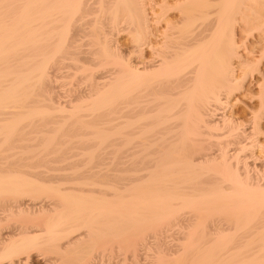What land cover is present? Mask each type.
<instances>
[{"label":"bare ground","instance_id":"1","mask_svg":"<svg viewBox=\"0 0 264 264\" xmlns=\"http://www.w3.org/2000/svg\"><path fill=\"white\" fill-rule=\"evenodd\" d=\"M246 1L264 10L186 0L179 31L163 21L153 45L130 0H0V264H139L138 251L145 264H264V183L243 156L262 145L264 99L244 119L250 142L219 113L240 59L225 34ZM257 14L246 23L264 31ZM119 25L151 60L119 53ZM171 226L174 247L158 234Z\"/></svg>","mask_w":264,"mask_h":264},{"label":"rangeland","instance_id":"2","mask_svg":"<svg viewBox=\"0 0 264 264\" xmlns=\"http://www.w3.org/2000/svg\"><path fill=\"white\" fill-rule=\"evenodd\" d=\"M131 2H135V4L137 5V6H139V7H136L135 5H134V3L132 4L133 5V7L135 6V8H137V11H139V12H136L138 15H140V16H138V17H140L141 18V13H142V15L145 17V19H146V23H147V21H149L148 23H147V26H148V28L151 30V31H153L152 33H154V34H157L158 32L159 33H162L163 31L162 30H164V27L166 28V23H164V22H167V23H171L172 24V27L174 28V27H176V29H172V30H174V31H172V32H175V33H177L178 31H179V29L178 28H180L179 27V23L181 22V9L180 8H177L178 6H180V5H182L181 3L182 2H184V1H186V0H164L165 2H166V4H164L165 2H163V4H162V1L163 0H130ZM139 1H142V2H139ZM161 1V2H160ZM167 1L169 2L168 4H167ZM211 5L213 4L214 5V3L212 2L211 3V0H207ZM218 3H220L219 1H218ZM246 4H244L245 6H243V4H242V6L243 7H245V9L243 8V7H240V13L241 14H236L235 13V16L236 17H234V18H237L236 20H235V22H232V26L230 25L229 26V28H228V30L229 31H226V34H225V40L227 41V42H225V43H229V40H230V42H234L233 44H234V46H235V52L237 53V56H239V60L237 59V58H235L234 60H233V68H234V74H235V77H234V79L235 78H237L235 81H234V85H235V87L236 88H234L232 91H230L231 93H230V95L228 96V98L229 99H227L226 101L228 102H226L225 101V103H226V105L224 106L223 105V103H224V100H223V103H222V107H221V111H219V113H221L222 112V114L223 115H228V116H230L231 118L234 116L235 118H234V120H235V122L238 120V123H237V125H239V126H237V127H240L236 132L238 133V134H241V132H242V130H245V131H243V132H245V133H242V134H245L246 135V133H247V131L249 130V128H248V126L250 125H248V124H246V120H244V119H246L247 118V123H249V118L247 117V116H249L250 115V110H251V112H253V111H259L258 110V104H259V100L261 101V99L263 100L264 99V95H262V93L264 92V89L262 90V88H264V84H262V87L260 86V88H259V86L257 85V84H259V83H257V81L258 80H256L255 81V78L256 79H259V75H260V72H261V74H264V33H261V34H259V32H262L263 30L262 29H257V25L256 26H252V25H249V24H247L246 23V21H248L249 22V18H250V20L251 19H253L254 18V16H255V14L256 13H258L257 15H259V14H262L263 12H264V10L262 9V7L259 5V4H257L256 3V1L255 2H253L252 4L251 3H249V1L247 2H245ZM257 5H256V4ZM184 4V3H183ZM251 4V5H250ZM162 5V6H161ZM167 5H169V6H167ZM211 5L209 6L210 8H212L213 7V5H212V7H211ZM249 5H250V7H249ZM255 5L256 6H260L261 7V9L263 10V12L262 13H260V7L258 6V7H255ZM157 8H156V7ZM163 6H166V8L164 7V9L165 10H167L168 11V9H169V12H167V11H165L164 9H163ZM217 6H218V4H217ZM216 5L212 8V9H210L209 8V11L211 10L213 13H215L216 11L218 12L219 11V8L217 7ZM152 7V8H151ZM159 7V8H158ZM215 7H216V9H215ZM134 8V9H135ZM140 8H141V10H140ZM243 8V9H242ZM257 8V9H256ZM258 8H259V10H258ZM160 9H163V10H160ZM171 9H172V11H171ZM214 9H215V12H214ZM241 9H242V11H241ZM248 9H249V11H248ZM252 9V10H251ZM254 9V10H253ZM261 10V11H262ZM135 11H136V9H135ZM141 11V12H140ZM158 11V12H157ZM179 11V12H178ZM210 11V12H211ZM246 11V12H245ZM254 11V12H253ZM257 11V12H256ZM161 12V14L159 15V13ZM166 12V13H165ZM238 12V13H239ZM244 12V13H243ZM251 12H253V14H250ZM256 12V13H255ZM152 13V14H151ZM163 13L166 15H164L165 17H164V19L161 17V16H163ZM173 13V14H172ZM255 13V14H254ZM125 14V13H124ZM243 14V15H242ZM248 14H250V17H249V15ZM264 14V13H263ZM262 14V15H263ZM159 15V16H158ZM248 15V17L249 18H247V20H246V16ZM241 16H244V17H241ZM158 17H159V20H158ZM264 17V16H263ZM139 18V19H140ZM157 18V19H156ZM160 18H161V20H160ZM239 18H240V20H239ZM123 19H121V21H122ZM169 20V21H168ZM174 20V21H173ZM180 20V21H179ZM239 21V23H238V21ZM159 21V22H158ZM163 23H162V22ZM255 21V20H254ZM253 21V22H254ZM174 24H173V23ZM178 22V23H177ZM243 22V23H242ZM153 23V25H151ZM240 23H242V24H240ZM244 23L246 24V25H244ZM170 24V25H171ZM121 25V24H120ZM119 25V28H118V30L120 31H116V35L114 34V36H113V42H115V45H116V47H117V49L119 50V53H121L122 52V56L124 55L125 56V54H128L127 56H129L130 57V54L133 52V51H136V53H134V55L132 56V54H131V58H128L129 60H131L132 59V61L133 62H137L136 61V59L138 60V62L141 60V62H143L144 60H145V56H146V60L149 58V56L151 57V55H149L150 54V51L148 52V49H146L145 47H144V51L143 50H141L140 48H139V46H137V45H135L136 47H137V49H136V47H135V49H134V46H133V48L131 49V47H132V44L134 45V43H132V42H134V40H133V35L130 33L131 31H127V30H125V32H124V29H125V27H124V25H122V27H124V29L123 28H121V26ZM151 25V26H150ZM155 25V26H154ZM161 25V26H160ZM166 25V26H165ZM169 25V24H168ZM169 25V26H170ZM240 25V26H239ZM158 26V27H157ZM250 26H251V28H250ZM231 27H234V28H232L231 30H230V28ZM247 27V28H246ZM256 28V29H253V28ZM160 28H161V30H160ZM243 28V29H242ZM244 29H246V30H244ZM250 30L249 32L247 31V30ZM121 30H123V32L121 31ZM158 30V31H157ZM183 30V29H182ZM254 30V31H253ZM246 31V32H245ZM256 31V32H255ZM118 32V33H117ZM121 32H122V34H121ZM157 32V33H156ZM245 32V33H244ZM264 32V31H263ZM159 33L157 34V36L159 35ZM130 34L132 35V36H130ZM152 35L153 37H151V43L154 45V44H159L160 42H161V37L160 36H156V35ZM263 34V35H262ZM161 35V34H160ZM258 35V36H257ZM231 36V37H230ZM261 36V37H260ZM154 37H157V39H155ZM257 37V38H256ZM259 37V38H258ZM154 38V39H153ZM158 38H159V40H158ZM157 42H156V41ZM260 40V41H259ZM262 40V41H261ZM156 42V43H155ZM159 42V43H158ZM261 42V43H260ZM257 43V44H256ZM261 44H262V46H261ZM118 45V46H117ZM251 45V46H250ZM253 45V46H252ZM131 46V47H130ZM238 47V48H237ZM249 47H251V48H249ZM260 50H259V49ZM262 48H263V50H262ZM84 49H85V47H84ZM121 49V50H120ZM253 49V50H252ZM258 49V50H257ZM132 50V51H131ZM137 50H139V51H137ZM146 50V51H145ZM246 50V51H245ZM131 53H130V52ZM245 51V52H244ZM254 51H256V52H254ZM259 51H260V53H259ZM261 51H262V53H261ZM125 52V54H123ZM145 54H144V53ZM244 52V53H243ZM246 53V54H245ZM248 53V54H247ZM136 54V55H135ZM143 54H144V56H143ZM240 54V55H239ZM245 54V55H244ZM139 55V56H138ZM248 55H249V57H248ZM261 55V56H260ZM263 55V56H262ZM127 56H125V58L127 57ZM136 56H137V58H136ZM260 56V57H259ZM251 57V58H250ZM139 58H141V59H139ZM144 58V59H143ZM135 59V60H134ZM261 59V60H260ZM145 60V61H146ZM149 60H151L150 58H149ZM258 60H259V62H258ZM148 61V60H147ZM239 61V62H238ZM240 63V64H243V65H245L244 66V68H247V70L246 71H242V70H240V67L238 66V67H236L237 66V64L236 63ZM244 62V63H243ZM258 62V63H257ZM246 63V64H245ZM260 63V64H259ZM234 64H235V67H234ZM250 65H252V67L250 66ZM257 65H259V67L256 66ZM255 66V67H254ZM249 67H250V70H249ZM254 68L255 69H257V70H254ZM258 68H260L259 70H258ZM236 69V70H235ZM239 70H240V72H239ZM64 71L65 72H67V70L65 69V70H63V72L61 71V73H64ZM103 72L104 71H106V70H102ZM102 71H96L95 72V74L98 76V74L99 75H101L100 73L102 72ZM242 71V72H241ZM250 71V72H249ZM256 72V74H257V72H258V76H256V74H255V72ZM99 72V73H98ZM102 72V75H101V77L105 74V72L103 73ZM237 72V73H236ZM239 72V73H238ZM241 74V75H240ZM248 76V77H247ZM96 77V76H95ZM98 77H100V76H98ZM258 77V78H257ZM97 78V77H96ZM97 79H99V78H97ZM239 80V81H238ZM60 81V80H59ZM56 82V83H62V81H60V82ZM68 82V81H67ZM55 83V84H56ZM74 83H78V82H76V80L74 81ZM238 85V87H237V85ZM241 86V87H240ZM84 87V86H83ZM239 88V90H237ZM261 89L262 90V92H261V90H259V89ZM235 89H236V91H235ZM241 89V90H240ZM260 92H259V91ZM235 93H234V92ZM261 93V95H259ZM264 94V93H263ZM260 97H259V96ZM257 96H258V99H257ZM263 97V98H262ZM243 98V99H242ZM261 98V99H260ZM239 103V104H237V103ZM224 103V104H225ZM233 103H235V104H233ZM229 104V105H228ZM232 104V105H231ZM228 105V106H227ZM227 106V107H226ZM232 106V107H231ZM226 108V109H225ZM256 108H257V110H256ZM226 111V112H225ZM226 114H225V113ZM233 113V114H231V113ZM237 112V113H236ZM254 112V113H255ZM231 114V115H230ZM249 114V115H248ZM233 119V118H232ZM241 120V122L243 123V121H244V123L243 124H245V125H243L242 123V125H243V127H241L240 126V120ZM264 118H262L260 121L261 122H259L260 123V125H261V131L263 132L264 131ZM263 125V126H262ZM244 126H245V129H241V128H244ZM250 127V126H249ZM263 128V129H262ZM261 131L259 132V133H261ZM249 132V131H248ZM264 133V132H263ZM263 133H261L260 134V136H258L257 137V139L259 140H257V142H258V144H262V145H257V146H254L253 148H251V150H249V149H247V150H245L246 152H244L245 154H243V156H245V158H247L248 160H250L251 162H253L252 164H256L255 166H256V168H254V165H252L247 159H246V161H247V163H249V170L251 169V168H253L255 171H256V169H258V171H259V174L262 176V182L264 183V152H262L263 150H264V135H263ZM249 134V135H248ZM247 137L246 138H248L249 139V142H250V140H251V138H249L250 136H251V132H249V133H247V135H246ZM249 136V137H248ZM115 138V137H114ZM117 138H115V140H116ZM248 139H246L245 140V143H248ZM247 141V142H246ZM248 144H250V143H248ZM204 146L205 145H201V146H198L197 148H199V147H202V149H204ZM258 146H263V148L261 147H258ZM109 148V150H113V148L114 147H108ZM230 148H231V146H230ZM234 148V147H233ZM249 148V147H248ZM105 149V148H104ZM106 150V149H105ZM115 150V149H114ZM254 150V151H253ZM253 152V153H252ZM260 152V153H259ZM243 153V152H242ZM248 153H251V154H248ZM263 153V154H262ZM249 155V157L250 156H252L251 158H249L248 157V155ZM255 154V155H254ZM247 155V156H246ZM254 155V156H253ZM257 156H259L258 157V159H257ZM260 158V159H259ZM257 159V160H256ZM255 160V161H254ZM261 161H262V163H261ZM255 162V163H254ZM257 162V163H256ZM262 164H263V166H262ZM252 167H251V166ZM259 165V166H258ZM261 169H259L258 167ZM260 166H262V167H260ZM253 169H251L250 170V172L252 173H254L255 174V178H257V177H259L260 175L259 174H257V175H259V176H257L256 177V172H254V170ZM252 173V174H253ZM258 173V172H257ZM251 174V175H252ZM254 177V176H253ZM260 178V177H259ZM258 178V180H260ZM261 182V183H262ZM186 215V214H185ZM181 230L180 228H178V226H171V227H169V228H167L165 231L164 230H161V231H163V232H161V233H158V234H161L159 237L161 238L162 237V243L163 244H166V245H168V246H176L177 245V243H179L177 240H176V238L178 239V237H180V231L179 230ZM179 231V232H178ZM175 232V233H174ZM177 232V233H176ZM175 234H177V235H179V236H176ZM176 236V237H175ZM175 238V239H174ZM177 242H176V241ZM176 244V245H175ZM137 255H138V257H139V264H145V263H147L146 261H145V258H144V252L143 251H138L137 252ZM116 259H113L112 260V263L113 264H116ZM111 263V264H112ZM128 264H132V262L131 261H129L128 262Z\"/></svg>","mask_w":264,"mask_h":264}]
</instances>
